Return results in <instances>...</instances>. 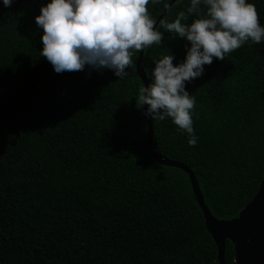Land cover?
<instances>
[{
  "label": "trees",
  "instance_id": "16d2710c",
  "mask_svg": "<svg viewBox=\"0 0 264 264\" xmlns=\"http://www.w3.org/2000/svg\"><path fill=\"white\" fill-rule=\"evenodd\" d=\"M171 1L149 0V16ZM248 2L264 25V0ZM46 3L0 2V264H217L188 175L145 148L139 52L124 79L56 73L34 21ZM188 3L175 0L156 25L163 37L143 52L145 75L168 52L182 62L189 42L163 23ZM203 67L186 82L196 145L166 117L152 121L151 148L189 167L210 213L228 219L264 180V42ZM233 257L225 241L224 263Z\"/></svg>",
  "mask_w": 264,
  "mask_h": 264
},
{
  "label": "clouds",
  "instance_id": "9594fccd",
  "mask_svg": "<svg viewBox=\"0 0 264 264\" xmlns=\"http://www.w3.org/2000/svg\"><path fill=\"white\" fill-rule=\"evenodd\" d=\"M5 8L13 0H0ZM153 3L157 0H152ZM149 0H47L34 17L42 29L40 57L50 62L56 73L65 71L110 70L118 79L128 75L132 52L159 45L163 33L149 16ZM201 6L204 7L203 13ZM191 23H185L189 17ZM170 34L189 42L182 62L168 52L153 60L145 83L139 87L138 101L151 121L166 117L177 130L188 134L194 146V97L186 82L202 76L204 65L225 56L245 43L264 42V25L256 7L248 0H189L185 11L163 23Z\"/></svg>",
  "mask_w": 264,
  "mask_h": 264
},
{
  "label": "water",
  "instance_id": "95a60500",
  "mask_svg": "<svg viewBox=\"0 0 264 264\" xmlns=\"http://www.w3.org/2000/svg\"><path fill=\"white\" fill-rule=\"evenodd\" d=\"M174 1L172 0L165 7L155 22L156 25L165 16ZM142 55L143 53H138L135 73L146 86L147 80L141 67ZM146 107V105L142 107V113L147 127L144 141L145 148L157 163L179 168L188 175L193 195L203 214L205 227L216 246L217 264H225V241H229L232 244L234 264H264V180L261 181L252 199L238 214L228 219L214 217L205 205L198 183L189 167L182 163L171 161L153 151L151 148L153 127L152 121L144 115V108Z\"/></svg>",
  "mask_w": 264,
  "mask_h": 264
}]
</instances>
